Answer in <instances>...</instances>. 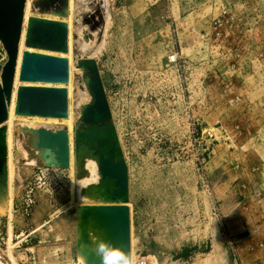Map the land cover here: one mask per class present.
Instances as JSON below:
<instances>
[{
  "label": "rangeland",
  "instance_id": "obj_1",
  "mask_svg": "<svg viewBox=\"0 0 264 264\" xmlns=\"http://www.w3.org/2000/svg\"><path fill=\"white\" fill-rule=\"evenodd\" d=\"M72 2L76 67L82 59L97 62L129 168L136 261L264 264V0ZM224 10L250 20L251 30L219 52L203 32ZM174 52L182 56L177 66L168 62ZM7 60L0 44V77ZM87 73L75 72L71 121L13 123L11 218L12 194L0 209L5 264H16L7 255L10 223L18 264H80L71 202L79 201L78 179L86 174L74 143L92 100ZM62 127L70 131V168L46 171L21 128ZM185 251L191 257L177 259Z\"/></svg>",
  "mask_w": 264,
  "mask_h": 264
},
{
  "label": "water",
  "instance_id": "obj_2",
  "mask_svg": "<svg viewBox=\"0 0 264 264\" xmlns=\"http://www.w3.org/2000/svg\"><path fill=\"white\" fill-rule=\"evenodd\" d=\"M27 0H0V44L8 60L0 77V209L6 207L9 194L8 126L13 102L17 68L24 32ZM27 20L25 51L19 72L15 114L24 117L67 119L70 0H33ZM54 17V18H50ZM76 37V36H74ZM33 50V51H30ZM78 68L86 70L92 100L81 111L75 134L76 154L85 147L98 158L99 192L103 201L76 208L77 255L87 257L86 264H100L91 248V236L111 241L132 254L129 168L106 95L105 85L94 59H82ZM49 85V86H48ZM41 151L43 166L70 168V136L66 129H27ZM18 137V131L14 133ZM15 156H20L15 151Z\"/></svg>",
  "mask_w": 264,
  "mask_h": 264
},
{
  "label": "bare ground",
  "instance_id": "obj_3",
  "mask_svg": "<svg viewBox=\"0 0 264 264\" xmlns=\"http://www.w3.org/2000/svg\"><path fill=\"white\" fill-rule=\"evenodd\" d=\"M74 4L75 3L72 2V0H70V16H69L68 19H66V21L69 24V53L67 55H63L69 60V82H68V84L64 85L68 89L69 117L67 119L24 117V116H18V115L15 114V104H16V91H17L18 86L21 84L19 82V72H20V66H21V62H22L23 52L25 51L24 39H25V33H26V27H27V20L32 15L31 8L33 6V0H27L26 17H25V24H24V32H23L22 41H21V51H20V57H19V62H18V68H17V77H16V83H15V91H14L13 102H12V106H11V110H10V118H9V121L7 122V126H8V152H9V161H8V165H9V184L11 185L9 187L11 188V191H13L12 189H14L13 180H14V175H15V162H14L15 159H14V156H13V150H14L13 123H14V121L16 119L20 118V117L21 118H27V119L28 118H32V119H37V120L38 119H54V120H69V121H71V119L73 118L72 103H71L70 100H71V96H72V85L74 83L75 72L78 69V67H76L77 60L75 58V51L72 49V43H73L72 32L70 31L71 30L70 27H72V18H73L72 16H73V13H74L73 12V5ZM74 7H75V5H74ZM50 18H54V17H50ZM30 51H33V50H30ZM80 70H83V69H80ZM78 123H79V121H78ZM27 129H32V128H27ZM60 129H66V130L69 131V129L67 127H62ZM21 130H22V132L24 134H27L29 136L30 147L32 148V150H34V151H31V153L33 155H37V157L40 160L39 165H44L45 162L41 158V151L38 150L36 148V146H35V138H34V136L31 133H29V132H24L23 128H21ZM117 134H118V132H117ZM69 136H70V131H69ZM118 137H119V135H118ZM119 141H120V139H119ZM73 142H74V138H73ZM120 145H121V143H120ZM35 152H37L38 154L37 153L35 154ZM75 156H76L77 164H80L82 166V168L85 169L86 174L82 175L84 177H80V179H78L79 183L82 186L81 189H80L82 191L80 193H78L79 194V196H78V200L79 201L78 202H74L72 200L73 202H71V203L73 205H75V207L77 208V206L83 205V204H93V203H97V202H102L104 198H103V195L99 192V189H98V184H99V181H98L99 180V174H98V171H97L98 158L93 155V152L89 151L85 147L81 148L79 156H77V154ZM70 161H71V138H70ZM32 163L35 164L34 162H32ZM93 177H95V178H93ZM96 177H97V179H96ZM73 180L75 181V177H74ZM12 193H14V192H12ZM13 196L14 195L12 194V198L9 199L10 200L9 201L10 202L9 203L10 204V208H9V210H10V213H9L10 216L9 217L10 218L12 216V211H13V204H12V199L14 198ZM9 226L10 227H9L8 236H10V237L8 238L9 241L7 240V242L9 243V245H8L9 250L7 252V255L10 258V260H12L13 263L18 264L16 258L13 255V250H12L13 247H14V241H13L14 236H13V231H12V224L10 223ZM0 264H5V263H3V261H1V258H0Z\"/></svg>",
  "mask_w": 264,
  "mask_h": 264
},
{
  "label": "built area",
  "instance_id": "obj_4",
  "mask_svg": "<svg viewBox=\"0 0 264 264\" xmlns=\"http://www.w3.org/2000/svg\"><path fill=\"white\" fill-rule=\"evenodd\" d=\"M251 30L250 20L236 18L230 11L224 10L210 23L209 31H204L203 37L207 43L212 44L211 48L216 51H222V45L232 44L233 41L245 40L248 31ZM168 62L172 66H177L182 62V56L179 52L169 55ZM46 171L51 169L46 168ZM136 264H153L146 256L138 255Z\"/></svg>",
  "mask_w": 264,
  "mask_h": 264
},
{
  "label": "clouds",
  "instance_id": "obj_5",
  "mask_svg": "<svg viewBox=\"0 0 264 264\" xmlns=\"http://www.w3.org/2000/svg\"><path fill=\"white\" fill-rule=\"evenodd\" d=\"M90 244H85L86 248H91L98 257L100 264H136V258L130 253L107 241L100 236H91ZM87 257H82L80 264H86Z\"/></svg>",
  "mask_w": 264,
  "mask_h": 264
},
{
  "label": "crops",
  "instance_id": "obj_6",
  "mask_svg": "<svg viewBox=\"0 0 264 264\" xmlns=\"http://www.w3.org/2000/svg\"><path fill=\"white\" fill-rule=\"evenodd\" d=\"M176 5H177V8H180V6L178 5V3H177ZM24 232L26 233L27 231H24ZM22 235H23V237H24V238L22 239V243H23V242L28 241V239L31 237L32 234H31V232H30V233L27 234V235L24 234V233H23ZM26 245L28 246L29 244L26 243ZM28 249H29V248L24 249V251H25V253H26L27 255H28V251H29Z\"/></svg>",
  "mask_w": 264,
  "mask_h": 264
},
{
  "label": "trees",
  "instance_id": "obj_7",
  "mask_svg": "<svg viewBox=\"0 0 264 264\" xmlns=\"http://www.w3.org/2000/svg\"><path fill=\"white\" fill-rule=\"evenodd\" d=\"M193 251H185L177 259H183V260H188L191 257V253Z\"/></svg>",
  "mask_w": 264,
  "mask_h": 264
}]
</instances>
